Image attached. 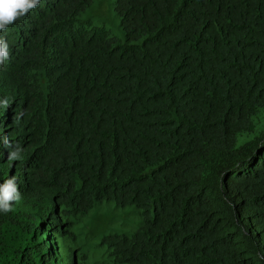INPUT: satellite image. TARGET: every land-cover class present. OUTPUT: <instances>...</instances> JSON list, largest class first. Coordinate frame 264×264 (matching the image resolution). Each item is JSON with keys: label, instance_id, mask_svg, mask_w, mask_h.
Here are the masks:
<instances>
[{"label": "trees", "instance_id": "16d2710c", "mask_svg": "<svg viewBox=\"0 0 264 264\" xmlns=\"http://www.w3.org/2000/svg\"><path fill=\"white\" fill-rule=\"evenodd\" d=\"M0 38V264H56L46 232L69 264H264V0H41ZM104 203L139 220L79 241Z\"/></svg>", "mask_w": 264, "mask_h": 264}, {"label": "rangeland", "instance_id": "374dc122", "mask_svg": "<svg viewBox=\"0 0 264 264\" xmlns=\"http://www.w3.org/2000/svg\"><path fill=\"white\" fill-rule=\"evenodd\" d=\"M108 0H105V4ZM112 1V0H111ZM98 8L92 11H86L80 16V19L88 22L91 27H103L109 30L116 36H121V28L118 21L115 20L112 8L106 6L102 7L99 14L94 13ZM264 123V116L263 121ZM139 216L133 213V209L129 208H116L113 203H104L103 205L95 207L85 217L79 219L76 225V232L79 234V241L86 244H95L100 241V235L103 233H110L112 231H130L132 226L137 223ZM65 226V225H63ZM52 237L49 232L42 233V240L45 241L46 247L53 246L55 249L56 264H69L65 255L59 252L57 248V241ZM49 240V241H48ZM102 246L98 248H87L86 258L82 260V264H108L104 261L107 260L105 255H102Z\"/></svg>", "mask_w": 264, "mask_h": 264}, {"label": "clouds", "instance_id": "9594fccd", "mask_svg": "<svg viewBox=\"0 0 264 264\" xmlns=\"http://www.w3.org/2000/svg\"><path fill=\"white\" fill-rule=\"evenodd\" d=\"M40 2L41 0H0V31H6L8 26L25 17ZM8 57L9 46L3 38H0V68L3 67ZM3 106L7 107L8 102L4 101ZM3 144L5 147L11 149L8 153L9 162L22 159V149L19 145H12L6 137L3 138ZM20 199L21 194L18 191L14 178L8 179L0 185V211H12V203L19 202Z\"/></svg>", "mask_w": 264, "mask_h": 264}]
</instances>
